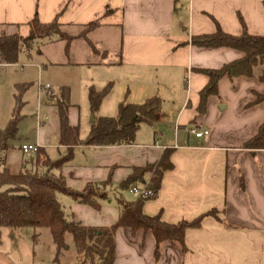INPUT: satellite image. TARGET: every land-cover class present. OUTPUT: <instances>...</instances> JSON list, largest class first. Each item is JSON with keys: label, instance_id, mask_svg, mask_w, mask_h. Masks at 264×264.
<instances>
[{"label": "crops", "instance_id": "0c3cea01", "mask_svg": "<svg viewBox=\"0 0 264 264\" xmlns=\"http://www.w3.org/2000/svg\"><path fill=\"white\" fill-rule=\"evenodd\" d=\"M34 17L41 23L57 19L73 37L67 50L63 41H42L58 44L66 60L75 58L74 64L64 60L49 62L51 65L104 68L99 69L104 76H122L128 83L135 82L134 90L129 88L123 94L113 96L111 90L97 116L115 117L123 100L133 104L151 97L159 100L153 125H141L133 145L73 148L71 158L59 171L67 188L80 192L88 184L110 181L112 185L107 189L109 199L100 202L99 211L57 195L66 216L82 226L110 227L120 213L117 198L136 200L128 191L121 192L118 185L132 169L155 163L167 150L172 169L163 174L155 196L144 202L143 213L159 214L167 224L191 222L211 211H216V217L206 216L199 228L185 232V253L174 243H163L157 261L150 232L132 234L127 228H119L114 234V264H264V149L244 148L264 121V103L253 104L254 94L264 93V84L256 77L258 71L253 78L223 77L218 95L207 99L203 115L197 114L198 92L207 78L196 70L218 69L242 54L189 44L191 36L212 34L216 25L227 34L239 36L240 18L250 35L264 36V0H0V34L26 36V24ZM92 22L97 25L83 34L85 25ZM103 52L115 57L107 65L99 60ZM79 53L80 59H76ZM68 76L63 75L64 84L54 93L57 95L62 87L69 89L68 121L84 139L91 125L89 104L85 108L77 104L67 84ZM153 83L160 89L151 90ZM105 84L90 80L84 89L101 90ZM26 85L17 83L14 88L21 87L24 93ZM43 95L36 89L34 134L27 142L16 145L13 141L6 153L5 166L13 175L32 158L31 153H22L23 145L44 149L52 160L66 153V147L59 143L58 108ZM21 103L22 109L26 102L21 99ZM166 110L171 113L165 124ZM37 117L45 118L43 123L38 124ZM159 124H165L166 129ZM84 127L88 131L81 136ZM193 127L207 130L208 135L196 138L189 132ZM49 237L47 229L21 231L13 247L8 230L2 228L0 264H41L43 253L37 243Z\"/></svg>", "mask_w": 264, "mask_h": 264}, {"label": "trees", "instance_id": "16d2710c", "mask_svg": "<svg viewBox=\"0 0 264 264\" xmlns=\"http://www.w3.org/2000/svg\"><path fill=\"white\" fill-rule=\"evenodd\" d=\"M239 20L242 26V33L239 36L227 34L216 25V30L212 34L190 37L189 44L196 48H228L242 54L240 59L224 64L218 69L196 70L207 78V83L198 92L196 112L199 115L205 113L207 99L218 95V84L223 77L253 78L258 71L256 77L264 84V36L250 35L243 20L241 18ZM96 25L95 22L85 25L83 34ZM26 26L28 28L26 36L0 34V67L16 64L20 53L29 51L37 40L63 41L67 50L68 43L73 38L66 34L63 25L57 19L50 23H41L34 17ZM111 88L110 83L101 90L89 88L87 98L94 122L91 123L84 139L80 138L78 128L72 127L68 121L69 89L62 87L57 95L47 98L49 103L58 108L59 143L66 147V153L52 160L44 149L37 148L31 153L32 158L29 162L23 163L21 171L13 175L6 168L5 160L7 151L12 147L11 143L18 138V124L21 120L20 95L15 97L11 118L4 128H0V245L2 244V228L8 230L13 247L17 245L19 232L47 229L56 257L67 249L65 235L70 234L75 250V264H114L115 231L119 228H127L132 234L138 231L151 233L154 242L153 257L157 261L160 256V246L163 243H174L182 253H185L187 250L184 242L185 232L188 229L199 228L202 219L206 216L216 217V211H211L191 222L167 224L161 221L159 214L147 216L143 213L145 200L136 199L127 202L121 196L116 200L120 209L119 217L110 227H86L66 216L57 195H65L78 204L99 211L100 202L109 199L107 189L112 185L110 181L88 184L80 192L67 188L59 171L71 158L73 148L133 145L140 126H152L158 112L159 100L157 97H151L140 104L121 101L117 106L115 117L97 116L100 105L110 93ZM254 95L253 104L264 103V93ZM244 148L264 149V121L256 135L244 144ZM171 169L170 151L165 150L155 163L132 169L131 174L118 185V189L121 192H127L131 187L144 185L145 177L149 176V184L156 193L163 174ZM32 237L36 238V235Z\"/></svg>", "mask_w": 264, "mask_h": 264}, {"label": "rangeland", "instance_id": "374dc122", "mask_svg": "<svg viewBox=\"0 0 264 264\" xmlns=\"http://www.w3.org/2000/svg\"><path fill=\"white\" fill-rule=\"evenodd\" d=\"M42 41L49 42L47 39H42L41 41L37 40L29 51H23L20 53L16 64L0 67V128H4L10 120L13 110V95H20L22 101H24V103L26 102L23 108L19 111L20 116L23 117L20 123L19 138L13 142V144L16 145L21 142H27L35 132L36 117L34 116V103L36 99V84L38 82L41 84H49L53 91L56 92V88L59 84H64L61 83L64 78L63 75H70V77L68 76L69 83L67 82V84L72 87L73 98L81 108L88 106V92L84 88L90 80L106 82L105 86L110 83L112 85L111 90H114L113 96H117L119 93L123 94V92H126L129 88H132L131 90H134L135 88V82L128 83L122 76H104L100 72L102 70H99L104 68H93L88 65H66L59 67L51 65L49 62L58 64L64 60V62L68 61L69 64H74L75 58H71L70 61L66 60L63 50L58 44H45L42 43ZM106 54L107 57L103 58ZM99 58L102 63L107 65L115 57L111 52H103L99 55ZM76 59H80V53ZM118 80L120 83H118ZM23 82L27 83V89L25 88L24 93H21L22 88L18 87L15 89L14 85ZM159 89V84H151V90L157 91ZM170 113L171 112L168 110L164 111L165 117L163 118V121L165 124L169 121ZM91 116L92 115L89 116L88 121ZM165 124H159L158 126L166 129L167 126ZM169 130L173 133V129L167 128L168 133L170 132ZM87 131L88 127L86 129L85 127L80 129V135L85 136ZM123 194L124 197L127 196L125 193ZM65 243L67 245V249L56 257L51 238L49 237L47 240H45V238H41L40 242L37 243V249L42 250L43 253L41 256V264H75V250L70 234L65 235Z\"/></svg>", "mask_w": 264, "mask_h": 264}, {"label": "built area", "instance_id": "2783aa9c", "mask_svg": "<svg viewBox=\"0 0 264 264\" xmlns=\"http://www.w3.org/2000/svg\"><path fill=\"white\" fill-rule=\"evenodd\" d=\"M37 90L39 93H43L46 98H49L50 96L55 95L53 89L49 84H41L40 82L37 83ZM45 118L40 119L37 117L38 124L43 123ZM189 132L194 135L196 138H202L206 135H208L207 130H198L197 128L193 127L189 129ZM37 149L36 146L32 145H23L21 147V151L23 153H33ZM128 192L134 196L136 199L141 200H149L152 199L155 196V191L151 188L149 183H146L144 185L131 187Z\"/></svg>", "mask_w": 264, "mask_h": 264}, {"label": "water", "instance_id": "95a60500", "mask_svg": "<svg viewBox=\"0 0 264 264\" xmlns=\"http://www.w3.org/2000/svg\"><path fill=\"white\" fill-rule=\"evenodd\" d=\"M90 122H91V123L94 122V117H93V116H91V118H90Z\"/></svg>", "mask_w": 264, "mask_h": 264}]
</instances>
